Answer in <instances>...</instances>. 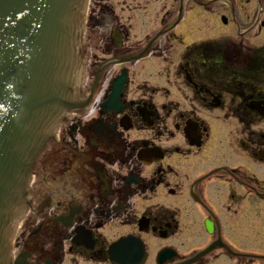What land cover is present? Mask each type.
<instances>
[{
	"label": "flooded vegetation",
	"instance_id": "flooded-vegetation-1",
	"mask_svg": "<svg viewBox=\"0 0 264 264\" xmlns=\"http://www.w3.org/2000/svg\"><path fill=\"white\" fill-rule=\"evenodd\" d=\"M154 1L160 16L142 22L162 27L142 48L130 5L86 15L106 58L90 56L97 83L38 159L11 264H264L239 241L264 226V0ZM186 20L219 37L180 48ZM114 66L125 81L109 105Z\"/></svg>",
	"mask_w": 264,
	"mask_h": 264
},
{
	"label": "water",
	"instance_id": "water-1",
	"mask_svg": "<svg viewBox=\"0 0 264 264\" xmlns=\"http://www.w3.org/2000/svg\"><path fill=\"white\" fill-rule=\"evenodd\" d=\"M78 2L0 0V264L11 205L24 199L33 161L53 127L47 135L42 131L62 109L73 107L71 91L62 84Z\"/></svg>",
	"mask_w": 264,
	"mask_h": 264
},
{
	"label": "rangeland",
	"instance_id": "rangeland-1",
	"mask_svg": "<svg viewBox=\"0 0 264 264\" xmlns=\"http://www.w3.org/2000/svg\"><path fill=\"white\" fill-rule=\"evenodd\" d=\"M120 0H90L89 3H87L86 6V14L90 13V9L93 10L94 8H99V11L103 7L110 8L112 11H115L117 14H121L122 8H127L128 5L131 6L130 9H128V12H125V25L127 28V32L130 37V41L134 43H141L140 48H142L147 41L146 35H153L157 31H159L162 27L161 24L159 23H143L142 20L144 19H152L154 20V16H160V8L158 5H163L162 2L157 3L154 0H126L125 2L120 1ZM134 1H138L136 6L131 5ZM148 6V7H146ZM148 10V11H147ZM147 11V12H146ZM85 14V15H86ZM156 21V20H155ZM189 20L184 21L181 26L177 29V32L181 36V44L179 45L180 48H186L187 46H190L194 43H200L202 41L206 40H211V39H216L219 37L217 35L216 31L218 32L217 29L213 28L211 25L203 22H196V21H190L191 23H188ZM147 22V21H145ZM88 25H85L84 29V38L83 40V50L82 53H80L81 57L83 60H85V77H86V84L85 85H91L97 83V78H95L97 74V69L92 70V68H88V59L90 58L91 55L95 54L93 56L99 64H103V59L106 58L105 53L103 52V47L106 46L104 39H102L101 31L98 30L99 28H96L95 30L91 29V27L86 28ZM216 31H215V30ZM181 32V33H180ZM174 33V32H173ZM141 40V42H138ZM219 43H222L223 45H227V40L223 38H219L218 40ZM101 43V44H99ZM173 46H172V51L176 53V48H177V43L172 40ZM109 45V43H108ZM112 47L116 48L114 44L111 45ZM168 47H170L168 45ZM104 57V58H102ZM148 61V60H147ZM145 61L146 63H148ZM155 61L152 63L154 64ZM160 64L165 63L164 61L158 62ZM98 64V65H99ZM97 65V66H98ZM164 65V64H162ZM168 66V65H167ZM166 66V67H167ZM113 68V76L115 78L120 75V67L119 66H114ZM89 69L88 75L87 70ZM132 70L136 72L138 71V75H136V80L142 83V81L146 80L148 81L149 85H155V86H160L158 85L159 82L157 81L156 75H159L160 73L153 72L151 70H140L137 68L136 70L133 68ZM165 72V71H164ZM102 76V77H101ZM100 81L103 79V74L101 75ZM114 78V79H115ZM225 154L226 158V152L223 153ZM46 155V151L41 154V156ZM240 243L244 247H249V248H254V249H259L262 252H264V226H260L257 228H253L251 233H247L243 237L240 238Z\"/></svg>",
	"mask_w": 264,
	"mask_h": 264
},
{
	"label": "bare ground",
	"instance_id": "bare-ground-1",
	"mask_svg": "<svg viewBox=\"0 0 264 264\" xmlns=\"http://www.w3.org/2000/svg\"><path fill=\"white\" fill-rule=\"evenodd\" d=\"M79 69H80V66H79ZM79 69H78V70H79ZM78 74H79V76H78ZM78 74H77V78H78L77 81L81 82V74H80V73H78ZM74 88H75V90H77V88H78L76 83H75V87H74ZM37 158H38V156L34 159V161H33L34 163H37ZM30 175H31V174H29V176H30Z\"/></svg>",
	"mask_w": 264,
	"mask_h": 264
}]
</instances>
